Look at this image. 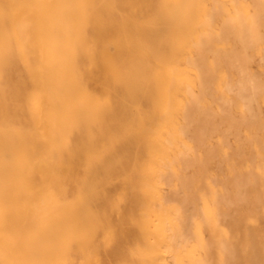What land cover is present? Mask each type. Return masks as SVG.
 I'll use <instances>...</instances> for the list:
<instances>
[{
    "label": "bare ground",
    "instance_id": "bare-ground-1",
    "mask_svg": "<svg viewBox=\"0 0 264 264\" xmlns=\"http://www.w3.org/2000/svg\"><path fill=\"white\" fill-rule=\"evenodd\" d=\"M0 264H264V0H0Z\"/></svg>",
    "mask_w": 264,
    "mask_h": 264
}]
</instances>
